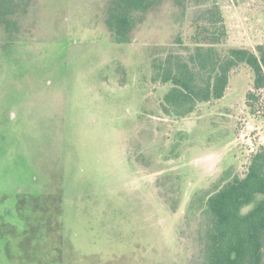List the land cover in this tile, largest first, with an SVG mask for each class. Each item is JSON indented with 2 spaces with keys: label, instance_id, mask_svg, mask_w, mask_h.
<instances>
[{
  "label": "rangeland",
  "instance_id": "374dc122",
  "mask_svg": "<svg viewBox=\"0 0 264 264\" xmlns=\"http://www.w3.org/2000/svg\"><path fill=\"white\" fill-rule=\"evenodd\" d=\"M225 47L264 44V0H218ZM110 0H30L0 25V264H202L208 193L264 145V91L231 73L179 118L154 61L192 46L193 9L164 0L124 41Z\"/></svg>",
  "mask_w": 264,
  "mask_h": 264
},
{
  "label": "trees",
  "instance_id": "16d2710c",
  "mask_svg": "<svg viewBox=\"0 0 264 264\" xmlns=\"http://www.w3.org/2000/svg\"><path fill=\"white\" fill-rule=\"evenodd\" d=\"M164 0H110L106 24L118 41L128 39L139 16ZM186 13L193 9L192 46L172 50L154 61V79L170 83L162 107L167 115L184 118L198 105L225 96L231 73L241 65L254 73L246 103L253 106L264 91V44L254 49L225 47L227 26L218 0H172ZM30 0H0V25L18 29L16 17L25 13ZM139 18V19H138ZM202 264H264V145L251 153L244 174L224 172L208 193Z\"/></svg>",
  "mask_w": 264,
  "mask_h": 264
}]
</instances>
